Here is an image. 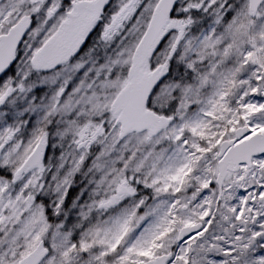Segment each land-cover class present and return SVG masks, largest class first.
Returning a JSON list of instances; mask_svg holds the SVG:
<instances>
[{
	"label": "snow or ice",
	"instance_id": "snow-or-ice-1",
	"mask_svg": "<svg viewBox=\"0 0 264 264\" xmlns=\"http://www.w3.org/2000/svg\"><path fill=\"white\" fill-rule=\"evenodd\" d=\"M0 264H264V0H0Z\"/></svg>",
	"mask_w": 264,
	"mask_h": 264
}]
</instances>
